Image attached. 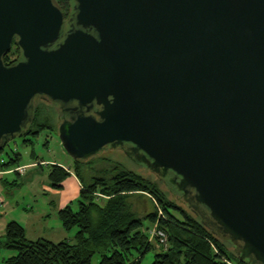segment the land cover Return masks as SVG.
<instances>
[{"label": "water", "instance_id": "95a60500", "mask_svg": "<svg viewBox=\"0 0 264 264\" xmlns=\"http://www.w3.org/2000/svg\"><path fill=\"white\" fill-rule=\"evenodd\" d=\"M73 1L66 30L54 0H0V152L53 103L74 161L125 152L264 264V0Z\"/></svg>", "mask_w": 264, "mask_h": 264}, {"label": "trees", "instance_id": "16d2710c", "mask_svg": "<svg viewBox=\"0 0 264 264\" xmlns=\"http://www.w3.org/2000/svg\"><path fill=\"white\" fill-rule=\"evenodd\" d=\"M9 59V55H5V64ZM35 110L36 118L23 135L33 139L46 129H55L40 103ZM27 142L34 143L32 139L24 141ZM16 157L0 162V167H20L21 156L16 153ZM90 163L92 161L78 160L74 164L83 184L78 209L68 206L59 213L67 231L77 229L74 241H31L24 228L13 221L6 227L0 249L10 250L14 255L3 264H94L96 255L100 257L97 264H143L150 252H154L150 264H246L240 261L235 250L230 253L224 246L228 242L212 233L190 209L179 204L180 195L168 181L150 180L118 163L114 167L116 174L110 180L94 177L86 183L80 170ZM69 176L63 167L50 166L48 177L55 188H60ZM162 185L170 190L169 194H176H171L176 201L169 199ZM145 199L154 207L150 213L144 212V205L138 201ZM160 211L165 219L159 217ZM157 222L169 235L167 250L157 248L149 238V230Z\"/></svg>", "mask_w": 264, "mask_h": 264}, {"label": "rangeland", "instance_id": "374dc122", "mask_svg": "<svg viewBox=\"0 0 264 264\" xmlns=\"http://www.w3.org/2000/svg\"><path fill=\"white\" fill-rule=\"evenodd\" d=\"M16 55L17 52L16 50H14L10 54V57L13 59L16 57ZM39 103L44 108L45 113L50 112L49 115L45 113L44 115L49 116L52 119L53 124L55 126V124L57 123V114L55 111L56 108L50 103H42V102ZM28 139L33 140L34 142L33 145L28 142L24 143V141ZM47 140H48V144H46ZM16 153L21 156L20 157L22 159L21 165H25L28 162L37 163L34 168L28 169L27 177L24 176L20 177L17 174H14V172L12 173V175L6 177L9 180V182H7V184L4 185L5 197L10 199L14 193V198L17 202L20 203V206L27 204L28 199H32L31 194L33 193V190L29 188V183L27 182L28 180L33 179L35 181V184H39L40 186L45 182V176H46L45 172H47L52 162H47V163L44 162L43 163L44 166L39 167L41 161L58 162L63 165L72 167L74 170L75 161L64 150L59 140L58 129L56 128L54 130H50V129L44 130L42 134L38 138L36 137L35 139H33V137L30 136H23V137H17L16 139L12 140L11 142H9L8 145H6V148L3 150V152L0 153V162L2 159L8 161L11 158H17ZM89 161H92V163L86 165L85 167H82V169L80 170L81 174L86 180V183H90V181L94 177H104L110 180L116 174L114 167L118 163L123 165L126 169L134 171L145 178L158 181V177L155 176L148 169L146 165H143V163L138 162L133 158H129V156H127L125 152L118 149L106 148ZM21 172H23V170ZM162 187L167 191V195L169 199L176 201L174 200V197H172L175 196L176 194L174 192H171L172 194L171 196V194H169L170 190L163 185ZM178 198H179L178 201L181 202L182 204L179 202L178 203L183 208L189 210L183 199L180 197ZM138 201L140 202V204H142V206L144 205V210H143L144 212L150 213L154 210V207L149 200L145 199L144 200L145 203L141 200ZM74 209L77 210L78 206L75 205ZM162 218L165 219V216L163 215ZM155 225L156 223L152 225L151 228L155 227ZM168 239H169V235H168ZM71 241H74V238ZM224 246L228 248L230 253H234V248H232L229 244L224 243ZM161 249H164V247H161ZM153 259H154V252H150L146 255L145 259L143 260V264H150L153 261ZM99 261H100V257L99 255H96L93 260V263L97 264Z\"/></svg>", "mask_w": 264, "mask_h": 264}, {"label": "crops", "instance_id": "0c3cea01", "mask_svg": "<svg viewBox=\"0 0 264 264\" xmlns=\"http://www.w3.org/2000/svg\"><path fill=\"white\" fill-rule=\"evenodd\" d=\"M21 160L19 163L20 167H17L22 168L23 172L17 171L16 166L13 169L0 168V241L4 239L7 225L13 221L18 222L24 228L27 239L31 241L39 239L53 242L73 240L76 230L67 231L62 225L59 213L68 206L73 209L75 205L78 206L83 184L77 176L75 168L73 170L72 167L58 162L41 161L39 167H43L44 162H52L54 164L51 163V165L63 167L70 173V176L61 184L60 188H55L48 177L49 166V169L45 172V182L41 186L35 184L33 179L27 181L29 188L33 190L32 199H28L27 204L20 206V203L14 198V193L10 199L5 197L4 185L9 182L6 177L12 175L13 172L20 177H27L28 169L34 168L37 164L28 162L25 165H21ZM1 162L6 163L7 160L2 159ZM156 247L158 248V246ZM13 255L14 252L10 250L0 249V264H3L5 259Z\"/></svg>", "mask_w": 264, "mask_h": 264}, {"label": "flooded vegetation", "instance_id": "af4514ba", "mask_svg": "<svg viewBox=\"0 0 264 264\" xmlns=\"http://www.w3.org/2000/svg\"><path fill=\"white\" fill-rule=\"evenodd\" d=\"M55 4L62 10V12L64 13V16H65V24H64V28L67 30L71 25L72 23L74 24V21H70V19L72 17H74V15L76 14V11L74 9V6H75V2L73 0H54ZM16 50L17 52V55L15 58H11L10 57V54ZM9 55V60L6 62V65L7 66H10L16 62H18L21 58V55H22V52H21V49L18 47L17 45V41L16 39H14L13 41V44H12V48H11V51L8 53ZM39 102H42V103H49L48 101H45L41 98H37L36 99V105L39 103ZM51 105H53L55 108H56V114H57V123L55 124V128L58 129L59 131V128L61 126V124H63L64 122H67V121H70V118L68 115H64L62 114V111L60 109L59 106L53 104V103H50ZM76 104L74 102H71L68 107H75ZM36 111V110H35ZM36 118V112H35V116H34V119ZM34 121V120H33ZM33 123V122H32ZM31 123V124H32ZM30 124V125H31ZM29 125V126H30Z\"/></svg>", "mask_w": 264, "mask_h": 264}, {"label": "built area", "instance_id": "2783aa9c", "mask_svg": "<svg viewBox=\"0 0 264 264\" xmlns=\"http://www.w3.org/2000/svg\"><path fill=\"white\" fill-rule=\"evenodd\" d=\"M16 170L22 171V168H17ZM160 216H163L161 211L159 212V217ZM157 225L158 222L155 227L149 230V238L156 246H158V248L164 247V249L167 250L169 244L168 233L166 230Z\"/></svg>", "mask_w": 264, "mask_h": 264}]
</instances>
